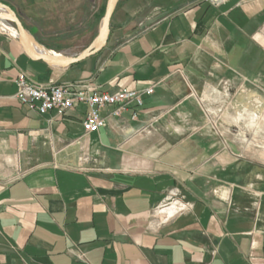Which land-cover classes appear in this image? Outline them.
Instances as JSON below:
<instances>
[{"label":"crops","instance_id":"0c3cea01","mask_svg":"<svg viewBox=\"0 0 264 264\" xmlns=\"http://www.w3.org/2000/svg\"><path fill=\"white\" fill-rule=\"evenodd\" d=\"M7 1L46 50L92 47L90 0ZM69 31L73 52L53 38ZM42 54L0 28V264H264V163L239 161L223 125L264 106V0H119L98 53ZM22 73L154 92L88 133L85 104L64 117L22 105ZM170 201L184 206L161 212Z\"/></svg>","mask_w":264,"mask_h":264},{"label":"built area","instance_id":"2783aa9c","mask_svg":"<svg viewBox=\"0 0 264 264\" xmlns=\"http://www.w3.org/2000/svg\"><path fill=\"white\" fill-rule=\"evenodd\" d=\"M212 1L218 4L223 0ZM15 83L18 86L17 96L21 104L36 110L41 115L55 111L58 116L64 117L75 106L85 104L87 111L83 119V127L88 133L99 132L105 126L106 118L103 116V111L106 107L114 106L111 114L120 116L132 106H143L144 96L154 92V88L149 87L143 90L123 88L111 93L83 82L59 85L36 84L31 82L24 73L17 77ZM134 117H136V113H134ZM170 202L162 205L160 211L169 214V210L174 207V203ZM182 207L174 209V212L179 211Z\"/></svg>","mask_w":264,"mask_h":264},{"label":"rangeland","instance_id":"374dc122","mask_svg":"<svg viewBox=\"0 0 264 264\" xmlns=\"http://www.w3.org/2000/svg\"><path fill=\"white\" fill-rule=\"evenodd\" d=\"M0 2L11 6L17 12L26 31L32 35L30 32V29L32 28L30 16L24 13L22 10L15 9V7L12 6L7 0H0ZM107 3L108 0H90L89 2V11L90 13L94 12L95 21V39L91 43L92 45L99 37V29L101 22L106 15ZM11 24L15 27L14 22H11ZM76 31L77 30L74 29L73 32L76 33ZM73 32L69 31V33L65 34L59 33L58 35L53 36L54 39H59V45H61V47L65 46L67 48L65 52H73L76 49L78 50V46L81 44L77 40H72L71 37L74 34ZM51 52L54 54H59L54 51ZM205 112L208 116V119L210 120V125H212V127H219L220 123H222V121L219 119V116L215 117V115L206 110ZM232 118H234L233 121ZM224 119L226 120L224 121L225 123H223L224 129L229 130V137H227V140L230 144H233L237 153H239V161L264 163V106H241L238 110L234 109L233 111L230 109L229 113L224 115ZM232 141L234 143H232ZM175 203L177 204L178 208L184 206L177 201Z\"/></svg>","mask_w":264,"mask_h":264},{"label":"bare ground","instance_id":"6f19581e","mask_svg":"<svg viewBox=\"0 0 264 264\" xmlns=\"http://www.w3.org/2000/svg\"><path fill=\"white\" fill-rule=\"evenodd\" d=\"M118 1L119 0H112L111 6H110L111 10L117 5ZM11 22H13V16L11 15V13L5 7L0 6V28L10 31L12 34L18 37L20 33L16 29V27H14L11 24ZM106 33H107L106 20L103 19L100 25V29H99V37L96 39L95 45L98 46L104 42ZM23 40L27 44V46H29L33 51H38L42 53L45 52L46 53L45 55H50V56H55V57H59L60 55V54H54L51 51L46 50L38 42L34 41L28 32H24ZM50 60L51 62L55 64H60V65L66 63L65 60H62L60 58H52ZM169 212L170 214H172L174 212V208H171Z\"/></svg>","mask_w":264,"mask_h":264},{"label":"water","instance_id":"95a60500","mask_svg":"<svg viewBox=\"0 0 264 264\" xmlns=\"http://www.w3.org/2000/svg\"><path fill=\"white\" fill-rule=\"evenodd\" d=\"M111 2L112 0H108L107 3V8H106V15H105V20H106V26H107V33H106V37L104 42L101 45H95V43L92 45V47L88 50H86L84 53H82L79 57H70V56H66L63 54H60L59 57H55V56H50V55H45L42 54L39 56L40 59H45L48 61H51L50 59L52 58H60L62 60H65L66 63H74V62H78L82 59H85L87 57H90L92 55H95L96 53H98L101 49H103V47L106 45L109 35H110V23H111V17L112 14L114 12L115 7L111 10L110 6H111ZM0 6L1 7H5L13 16V22L15 24L16 29L19 31L20 35L18 36L19 41L29 50V51H33L29 46H27V44L24 42L23 40V34L24 32H27L21 19L19 18L17 12L9 5L1 3L0 2ZM32 39L34 40L33 36L31 35ZM35 41V40H34Z\"/></svg>","mask_w":264,"mask_h":264}]
</instances>
